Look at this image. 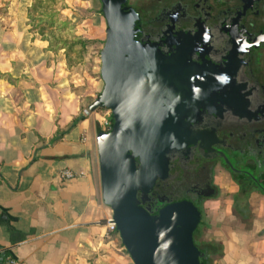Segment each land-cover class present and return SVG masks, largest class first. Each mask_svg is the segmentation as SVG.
<instances>
[{"label": "crops", "instance_id": "crops-1", "mask_svg": "<svg viewBox=\"0 0 264 264\" xmlns=\"http://www.w3.org/2000/svg\"><path fill=\"white\" fill-rule=\"evenodd\" d=\"M97 2L89 16L105 30ZM32 3L0 0V249L25 264H131L108 228L111 210L94 165L104 116L84 113L91 102L82 105L73 92L64 48L33 29ZM91 3L53 0L51 10L78 36L74 28ZM64 169L71 179L62 178ZM220 191L203 203L198 247L209 264H264V194L245 198L227 180Z\"/></svg>", "mask_w": 264, "mask_h": 264}, {"label": "water", "instance_id": "water-1", "mask_svg": "<svg viewBox=\"0 0 264 264\" xmlns=\"http://www.w3.org/2000/svg\"><path fill=\"white\" fill-rule=\"evenodd\" d=\"M99 1L102 89L84 113L104 108L112 119L111 128H99L95 137L102 202L131 264H203L193 238L201 211L182 200L151 212L137 198L167 174L165 153L185 145L189 114L201 100L193 81L200 68L185 49L189 38L178 33L175 49L163 52L164 36L153 41L145 34L129 0Z\"/></svg>", "mask_w": 264, "mask_h": 264}, {"label": "flooded vegetation", "instance_id": "flooded-vegetation-1", "mask_svg": "<svg viewBox=\"0 0 264 264\" xmlns=\"http://www.w3.org/2000/svg\"><path fill=\"white\" fill-rule=\"evenodd\" d=\"M138 13L151 40L164 36L163 52L175 49L179 34L189 38L201 100L189 114L185 145L165 153L167 174L137 198L151 212L187 200L203 217L221 178L245 198L264 194V0H157Z\"/></svg>", "mask_w": 264, "mask_h": 264}, {"label": "rangeland", "instance_id": "rangeland-1", "mask_svg": "<svg viewBox=\"0 0 264 264\" xmlns=\"http://www.w3.org/2000/svg\"><path fill=\"white\" fill-rule=\"evenodd\" d=\"M57 3V1L55 2ZM157 0H129V4L134 7L137 11L144 12L145 10H153L156 8ZM97 10L98 2L94 0V4L91 3V7L87 8L86 12L89 13L88 16H79V19L85 20L84 22L80 21L79 27L74 28V32L79 33L81 41L73 45L71 50L62 52L65 54L66 66L69 70L76 76V81L71 85L72 89L82 101V105H87L92 102L100 93L102 89V81L99 76V50L102 47L105 31L104 26L97 25L98 23H92L93 20L89 15L93 11ZM43 8L40 6L34 11V15L38 18ZM86 14V13H85ZM36 18V20H37ZM66 22L62 17L58 22ZM36 25V21L34 23ZM36 30V29H35ZM55 36L61 39H68L72 37L73 31L70 25H65L61 30L54 32ZM102 116L108 115V110L101 108L98 109ZM110 113V112H109ZM94 165L97 169L98 176V162L95 158ZM223 182H226L224 178H221ZM195 242L199 245V238L194 236ZM131 262V259H130Z\"/></svg>", "mask_w": 264, "mask_h": 264}, {"label": "trees", "instance_id": "trees-1", "mask_svg": "<svg viewBox=\"0 0 264 264\" xmlns=\"http://www.w3.org/2000/svg\"><path fill=\"white\" fill-rule=\"evenodd\" d=\"M51 2H53V0H33V3L30 8L31 21L33 23H35L36 21V25L33 24V29H36V31L41 35L42 38L47 39L49 41V45L53 49L64 48V51H67V49L71 50V48L76 43V41L79 42L82 39H80V37L75 34H73L72 37H68V39H61L55 36L54 32H56L57 30H61L63 26L70 25L71 27V22L66 19H64L66 21L64 23H62V21L58 22V19L60 20V16L52 12ZM39 6L43 8L44 11H42L43 13H41L37 18L36 15H34V11ZM108 116L111 120V125H112V119L109 111H108ZM80 119H82L81 116L74 118L71 125H74ZM193 238H194V234H193ZM194 243L198 247V245L195 242V239H194ZM202 252L203 255L200 257V261L203 264H209L205 252L204 251Z\"/></svg>", "mask_w": 264, "mask_h": 264}, {"label": "built area", "instance_id": "built-area-1", "mask_svg": "<svg viewBox=\"0 0 264 264\" xmlns=\"http://www.w3.org/2000/svg\"><path fill=\"white\" fill-rule=\"evenodd\" d=\"M99 123V128L103 131H108L111 128V120L108 115L104 116ZM74 173L69 169H64L61 171V176L63 179H71ZM108 228L110 230H116L115 224L112 218L107 221ZM0 264H25L23 261L14 256L10 251L0 249Z\"/></svg>", "mask_w": 264, "mask_h": 264}]
</instances>
